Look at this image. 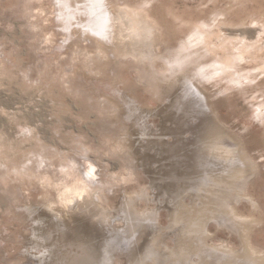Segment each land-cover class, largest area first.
Here are the masks:
<instances>
[{
    "label": "rangeland",
    "instance_id": "1",
    "mask_svg": "<svg viewBox=\"0 0 264 264\" xmlns=\"http://www.w3.org/2000/svg\"><path fill=\"white\" fill-rule=\"evenodd\" d=\"M107 1L156 25L155 59H98L103 0H0V264H198L203 225L237 247L201 203L235 138L254 164L236 209L264 256V0ZM80 189L107 223L75 214ZM143 190L154 218L127 231L120 204Z\"/></svg>",
    "mask_w": 264,
    "mask_h": 264
},
{
    "label": "bare ground",
    "instance_id": "2",
    "mask_svg": "<svg viewBox=\"0 0 264 264\" xmlns=\"http://www.w3.org/2000/svg\"><path fill=\"white\" fill-rule=\"evenodd\" d=\"M112 3L114 2L112 1ZM102 5L107 19L106 27L109 28V32L108 30L105 31L108 35L106 42L109 46L104 52L97 49L98 59L107 63L112 60L116 65L121 63L119 59L148 62L155 59L160 43V32L156 25L144 19V13L137 9L127 10L120 6L110 5L107 0H103ZM233 145L235 163L230 178L221 183L223 187L218 190V193L216 192L215 196L209 197L207 195L204 200L202 198L201 203L208 210L204 222L212 221L218 228H223L235 235L238 245L232 247L227 243L214 244L208 242L210 236L203 225L197 236L198 244L195 248L200 258L198 264H264V256L253 249L249 242V230L255 223V218L253 219L250 215L238 214L236 209V204L243 199L245 186L253 175L252 167L254 164L242 151L239 140L233 139ZM83 192H85L84 189L73 192L75 205L73 211L75 214L80 219L83 218L93 224L107 223L115 211L114 208H109L98 199L94 200L92 196H89L88 201L81 199L79 194H83ZM146 202L147 193L144 190L125 195L119 207L120 212L119 209L118 212L126 224L127 231L143 230L148 223L147 221L154 218V214L146 211V207L143 209L140 207L141 203L146 205ZM45 206L52 213L61 214L63 212L61 205L45 203ZM59 218L64 221L63 217Z\"/></svg>",
    "mask_w": 264,
    "mask_h": 264
},
{
    "label": "water",
    "instance_id": "3",
    "mask_svg": "<svg viewBox=\"0 0 264 264\" xmlns=\"http://www.w3.org/2000/svg\"><path fill=\"white\" fill-rule=\"evenodd\" d=\"M201 229H202V228L199 227V229H198L197 231H195V234L193 235L192 240L194 239V241H195L196 234H198V233H199V230L201 231ZM199 245H200V244H199ZM214 254H215V253H214ZM212 256H215V255H212Z\"/></svg>",
    "mask_w": 264,
    "mask_h": 264
}]
</instances>
